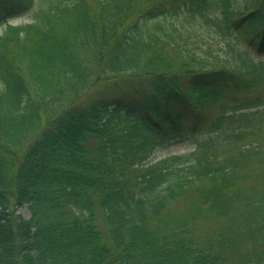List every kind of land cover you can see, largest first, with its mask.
Returning a JSON list of instances; mask_svg holds the SVG:
<instances>
[{
  "label": "trees",
  "instance_id": "trees-1",
  "mask_svg": "<svg viewBox=\"0 0 264 264\" xmlns=\"http://www.w3.org/2000/svg\"><path fill=\"white\" fill-rule=\"evenodd\" d=\"M0 264H264V0H0Z\"/></svg>",
  "mask_w": 264,
  "mask_h": 264
},
{
  "label": "rangeland",
  "instance_id": "rangeland-1",
  "mask_svg": "<svg viewBox=\"0 0 264 264\" xmlns=\"http://www.w3.org/2000/svg\"><path fill=\"white\" fill-rule=\"evenodd\" d=\"M21 20H22V17H19V18H16V19L12 20V22L18 23ZM197 36L198 37L193 36V39L201 38L203 40L206 37L205 35H202V34H199ZM214 50L215 51H220L216 47H214ZM193 148H194V145L192 143H188V142H186V143H177V144H174V145L170 146L169 148L158 149L155 152V154H156L155 158L158 159L160 157H164V156L169 155L171 153L185 152V151H188V150L193 149ZM19 211L21 213H23V215L29 216V211H28L27 205H24V206L20 207Z\"/></svg>",
  "mask_w": 264,
  "mask_h": 264
}]
</instances>
